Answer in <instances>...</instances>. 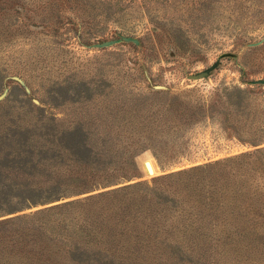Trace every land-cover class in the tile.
<instances>
[{
  "label": "rangeland",
  "instance_id": "obj_1",
  "mask_svg": "<svg viewBox=\"0 0 264 264\" xmlns=\"http://www.w3.org/2000/svg\"><path fill=\"white\" fill-rule=\"evenodd\" d=\"M1 223L0 264H264V0H0Z\"/></svg>",
  "mask_w": 264,
  "mask_h": 264
},
{
  "label": "water",
  "instance_id": "obj_2",
  "mask_svg": "<svg viewBox=\"0 0 264 264\" xmlns=\"http://www.w3.org/2000/svg\"><path fill=\"white\" fill-rule=\"evenodd\" d=\"M215 66H216V64L213 67H215ZM209 71H210V69L206 70V71H203V72H200L198 74L190 75V76H188V79H190V80H200V79L206 78L209 75Z\"/></svg>",
  "mask_w": 264,
  "mask_h": 264
},
{
  "label": "trees",
  "instance_id": "obj_3",
  "mask_svg": "<svg viewBox=\"0 0 264 264\" xmlns=\"http://www.w3.org/2000/svg\"><path fill=\"white\" fill-rule=\"evenodd\" d=\"M117 193H118V192H114L112 195L115 196ZM98 201H99V200H98ZM94 203H97V201L94 202ZM94 203H93V204H94ZM80 210H81L80 213H83L84 208H83V209H80ZM7 223H8V222H7ZM7 223H1L0 225L7 224ZM98 245L102 247L101 243H98ZM16 248H17V247H16ZM103 249H105V248H103ZM2 253H3V252H2ZM2 258H4V255L2 256ZM20 258H21V257H20ZM22 259H25L26 261L24 262ZM17 264H29V261H28L27 258L22 257V258L19 260V262H17Z\"/></svg>",
  "mask_w": 264,
  "mask_h": 264
}]
</instances>
